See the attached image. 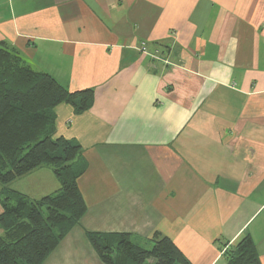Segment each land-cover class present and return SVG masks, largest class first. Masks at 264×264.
<instances>
[{
  "label": "crops",
  "instance_id": "0c3cea01",
  "mask_svg": "<svg viewBox=\"0 0 264 264\" xmlns=\"http://www.w3.org/2000/svg\"><path fill=\"white\" fill-rule=\"evenodd\" d=\"M0 44L93 92L55 108L86 211L41 264H105L87 232L160 233L191 264H225L248 233L264 264V0H0ZM8 187L59 183L42 165Z\"/></svg>",
  "mask_w": 264,
  "mask_h": 264
},
{
  "label": "trees",
  "instance_id": "16d2710c",
  "mask_svg": "<svg viewBox=\"0 0 264 264\" xmlns=\"http://www.w3.org/2000/svg\"><path fill=\"white\" fill-rule=\"evenodd\" d=\"M92 100L91 89L71 91L0 44V264H41L85 213L77 184L86 167L81 147L55 135V108L69 104L81 112ZM41 165L57 178V191L30 199L8 187ZM86 237L105 264H191L160 233L148 248L127 233L87 232ZM225 247V264H261L248 233Z\"/></svg>",
  "mask_w": 264,
  "mask_h": 264
},
{
  "label": "rangeland",
  "instance_id": "374dc122",
  "mask_svg": "<svg viewBox=\"0 0 264 264\" xmlns=\"http://www.w3.org/2000/svg\"><path fill=\"white\" fill-rule=\"evenodd\" d=\"M42 166V165H41ZM47 166V165H46ZM49 167V166H48ZM50 168V167H49ZM51 170V169H50ZM52 172V171H51ZM53 173V172H52ZM53 176L55 177V175L53 174ZM55 179L57 180V178L55 177ZM58 181V180H57ZM59 183V182H58ZM149 247V246H146ZM226 248V247H225Z\"/></svg>",
  "mask_w": 264,
  "mask_h": 264
},
{
  "label": "built area",
  "instance_id": "2783aa9c",
  "mask_svg": "<svg viewBox=\"0 0 264 264\" xmlns=\"http://www.w3.org/2000/svg\"><path fill=\"white\" fill-rule=\"evenodd\" d=\"M143 49H144V47H143Z\"/></svg>",
  "mask_w": 264,
  "mask_h": 264
}]
</instances>
